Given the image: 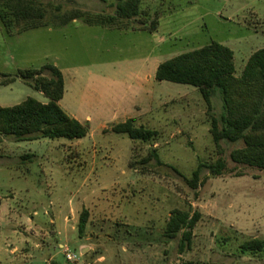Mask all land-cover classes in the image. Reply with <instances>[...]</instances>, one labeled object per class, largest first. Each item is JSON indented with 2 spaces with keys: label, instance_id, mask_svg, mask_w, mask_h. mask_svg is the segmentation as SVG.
<instances>
[{
  "label": "rangeland",
  "instance_id": "1",
  "mask_svg": "<svg viewBox=\"0 0 264 264\" xmlns=\"http://www.w3.org/2000/svg\"><path fill=\"white\" fill-rule=\"evenodd\" d=\"M43 1L106 14L117 2ZM141 8L149 21L158 20L156 32L76 21L8 36L0 26V73L55 63L65 74L61 106L87 128L78 140L16 142L0 134V264H264V253H239L245 241H264V171L230 160L242 142L222 141L218 154L198 91L156 81L145 63L216 42L232 50L238 76L264 48V0H141ZM3 81L1 107L47 101L20 79ZM212 108L219 118L217 95ZM123 111L136 115V127L157 131L158 140L142 144L111 132L126 121ZM152 149L161 165L154 159L141 164ZM29 154L35 157L22 159ZM219 158L223 174L203 169L196 190L173 171L190 178L199 163ZM174 209L199 213L190 249L182 253L180 235L164 237ZM83 211L88 221L80 234ZM66 253L76 260L68 262Z\"/></svg>",
  "mask_w": 264,
  "mask_h": 264
},
{
  "label": "trees",
  "instance_id": "2",
  "mask_svg": "<svg viewBox=\"0 0 264 264\" xmlns=\"http://www.w3.org/2000/svg\"><path fill=\"white\" fill-rule=\"evenodd\" d=\"M105 3L106 0H96ZM113 14L89 13L74 8L64 10L61 4L53 5L43 0H0V26L8 36L40 29H58L81 22L90 27L115 29L119 31H157L158 20H148V13L141 8V0H117ZM1 86H8L16 79L36 92L48 102L42 104L33 98L11 106H0V134L16 142L39 139L78 140L87 134V128L69 117L58 102L64 95V80L60 70L51 64L37 69L19 70L17 73L1 74ZM155 80L195 88L207 106L210 129L218 154H222L220 142L237 143L243 146L230 152V160L237 164L264 171V48L256 50L247 59L239 76H235L233 52L226 46L213 42L209 45L174 56L156 69ZM218 93V94H217ZM218 96L222 113L219 118L213 114L212 98ZM110 131L125 134L131 141L152 145L159 138L155 130L136 127L135 120L129 119L115 124ZM32 154L22 157L31 160ZM154 159L161 162L155 149L149 152L141 164ZM206 169L213 177H220L226 169L219 158L215 163H199L187 178L176 169L185 183L196 190L201 181V171ZM199 220L194 211H171L166 223L164 237L168 240L179 238V251L189 250L193 229ZM88 221V212L83 211L78 223L82 234ZM243 256L259 257L264 253V241L252 239L239 246ZM50 264H59L51 261Z\"/></svg>",
  "mask_w": 264,
  "mask_h": 264
},
{
  "label": "crops",
  "instance_id": "3",
  "mask_svg": "<svg viewBox=\"0 0 264 264\" xmlns=\"http://www.w3.org/2000/svg\"><path fill=\"white\" fill-rule=\"evenodd\" d=\"M42 29H45L47 32H52V28H42ZM249 58V57H248ZM145 63H146V65H149L148 66V68H149V70L151 71V72H153L154 74L156 73V69H157V67H158V65L160 64V62H159V60H157V61H155V60H152L151 61V58H149V59H146L145 60ZM44 65H46V64H44ZM54 66H56L57 68H58V66L54 63L53 64ZM41 66H43V65H41ZM40 66V67H41ZM245 66V65H244ZM244 68V67H243ZM243 68H242V70H243ZM59 69V68H58ZM60 70V72L62 73V76H63V80H64V95H63V97H62V99L58 102V104H59V106H60V108L63 110V111H65L63 108H62V106H61V103H62V101H63V99H64V96H65V94H66V92H67V90H66V83H65V74L63 73V71L61 70V69H59ZM241 70V71H242ZM235 73H236V70H235ZM241 73V72H240ZM240 75V74H239ZM238 75V76H239ZM235 76H236V74H235ZM48 102V100L47 101H45V102H40V103H42V104H46ZM135 108H137L138 109V107L137 106H135ZM123 113V115H128L127 114V112L126 111H123L122 112ZM115 114H116V112H114V114L112 115V116H115ZM69 115V114H68ZM70 117V116H69ZM127 118H126V120H129V119H134L135 121H136V115L134 116L133 114H131V115H128V116H126ZM135 117V118H134ZM72 118V117H71ZM90 118V117H89ZM74 119V118H73Z\"/></svg>",
  "mask_w": 264,
  "mask_h": 264
},
{
  "label": "built area",
  "instance_id": "4",
  "mask_svg": "<svg viewBox=\"0 0 264 264\" xmlns=\"http://www.w3.org/2000/svg\"><path fill=\"white\" fill-rule=\"evenodd\" d=\"M65 258L68 262H72V261L76 260V257L74 255H70L68 253L65 254Z\"/></svg>",
  "mask_w": 264,
  "mask_h": 264
},
{
  "label": "water",
  "instance_id": "5",
  "mask_svg": "<svg viewBox=\"0 0 264 264\" xmlns=\"http://www.w3.org/2000/svg\"><path fill=\"white\" fill-rule=\"evenodd\" d=\"M84 251V249H81V253Z\"/></svg>",
  "mask_w": 264,
  "mask_h": 264
}]
</instances>
